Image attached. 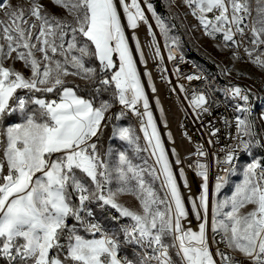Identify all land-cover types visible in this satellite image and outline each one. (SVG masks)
Wrapping results in <instances>:
<instances>
[{"label": "snow or ice", "instance_id": "6c2138e0", "mask_svg": "<svg viewBox=\"0 0 264 264\" xmlns=\"http://www.w3.org/2000/svg\"><path fill=\"white\" fill-rule=\"evenodd\" d=\"M144 3L167 59L177 60L176 25ZM182 3L197 21L193 27L230 52L234 64L246 57L264 70V0ZM121 9L127 28L147 25L154 58L167 71L140 0H0V264H264V157L255 155L264 152V111L257 116L254 103L260 97L231 81L216 87L198 66L184 77L204 85H179L201 123L221 106L231 105L234 114L222 117L224 127L234 128V143L211 154L222 173L211 194L209 152L197 144L192 153L196 159L188 167L202 183L198 197H188L189 208L180 183L188 188L185 169L174 167L183 162L175 149V161L169 158L161 139ZM144 75L155 92L151 73ZM129 114L139 120L143 145L134 129L114 123ZM110 124L112 138L126 142L142 163L125 151L113 162L111 147L101 152ZM208 125L207 143L215 145L220 129L211 120ZM245 155L251 160L242 179L221 198ZM122 195L132 196L138 209L120 203ZM112 209L118 213L111 216L115 231L97 219ZM190 215L198 222L195 230ZM125 246H133L134 260L120 255Z\"/></svg>", "mask_w": 264, "mask_h": 264}, {"label": "built area", "instance_id": "2783aa9c", "mask_svg": "<svg viewBox=\"0 0 264 264\" xmlns=\"http://www.w3.org/2000/svg\"><path fill=\"white\" fill-rule=\"evenodd\" d=\"M142 26L145 29L146 33L144 36L140 34H138V36L140 37L141 43L146 52L147 66L149 71L154 77L155 86L161 102V106L164 109L166 116L169 118H172L174 111H176L178 114V116L175 117L176 118V123L174 124L175 127L174 125L170 126V133L172 137L168 149L170 152L171 159L173 162L175 161L171 153V150L173 148L172 146H174L179 154L180 159L183 162L182 165L177 167H184L185 174L189 183L193 182L197 186L196 192L189 193L188 195H185L184 194L185 192H182V194L185 197L186 205L190 208L191 207L190 202L188 203L187 201L188 197L189 196H191L192 198L198 197L201 191L200 185L202 183L201 178L196 176L195 173L192 171V169L188 167V164L196 159V157L193 156L192 153L194 152L197 144L203 145L205 150L209 152V156L206 159L207 162L209 163L208 183H209V191L211 194L214 191V185L216 183L217 175L222 174L216 168L211 154L213 152H219L220 148L225 147L229 143H234V141L229 139V133L234 134V128L229 129L224 127L222 120V117H228L229 119H232L233 115H231L230 112H227L226 108L219 107L214 109L213 115L211 117L205 115L203 117V123L197 120L195 118V114L188 105V100L185 99V94L180 92L179 90V85L181 84H183L185 88L188 89L203 88L204 85L201 81H192L190 83L186 79H184L186 75L195 72L197 70V66L192 65L190 62H188L186 58H184V61H181L179 59V55H181V53H179L178 58L175 61H169L167 59V56L164 54L163 68L166 69L167 71H162L160 63L158 62L157 59L154 58V49L150 46L152 37L148 33V27L147 25L144 24H142ZM125 28H127L126 25ZM176 67H179L180 69L179 73L175 72ZM207 67L217 70L216 65H212L211 62L208 61H207ZM219 80L223 82L224 85L228 84L229 82L228 78H224L223 76L220 75V73H219ZM232 83L239 85L238 82H232ZM239 86L243 87L242 85ZM173 89H175V91H173ZM210 120L212 121V124L215 125V127L220 129V132L216 137L217 143L215 145H209L207 143L210 137L206 129L209 126L208 122ZM189 137L191 138L190 140ZM219 154L221 155V157L223 156V153H219ZM189 157H191V159H189ZM180 183L182 188L183 181H180ZM110 213H113L116 216H118L116 211H110ZM189 218L192 220L191 226L195 227V225L198 223L195 220V217L190 215ZM120 255L122 256L121 252Z\"/></svg>", "mask_w": 264, "mask_h": 264}, {"label": "rangeland", "instance_id": "374dc122", "mask_svg": "<svg viewBox=\"0 0 264 264\" xmlns=\"http://www.w3.org/2000/svg\"><path fill=\"white\" fill-rule=\"evenodd\" d=\"M23 2H24V0H13V3H23ZM140 3H141V7L144 8L145 15L148 17L149 23L152 25L153 31L156 33V39H157L158 43L160 44L161 54L162 55L165 54L167 56V49L164 47L163 37L160 35L159 29L156 27L155 20L152 17V13L147 10V6L144 3V0H140ZM148 3H151L153 5L157 15L161 16V18H163L165 20V23L169 24L170 26L173 25V23L168 18V16L165 14L164 9H166L174 17L175 21L178 24V27L182 31V34L185 38V39H183L181 33H179V31L177 30L178 28L173 29L172 34L179 35L181 37V47H180V53L181 54H184L187 56H189V55L193 56L198 62H200V64L204 68H208L207 64L204 62L205 60H208V61L217 60L219 63H222V61L226 62L229 65H231L230 67L233 69L235 76H237V72H240L243 75H246L248 77H251V78L253 77V79H256V80L258 79L257 81L259 82V87H260L261 91L264 93V70L258 69L256 66H254L250 62L246 63L244 61H238V62H235V64H234V62L232 61L230 52L222 51L220 48L216 47V42H214L213 40H211V41L204 40L200 34L197 36L195 35L197 37V39L199 40V42L192 39L193 38L192 34L189 32L188 29H186L187 28L186 20H182V18H183V13L181 12L182 9L181 8H180L181 10L179 9V6H181V4H182L181 0H159V4L161 7H159L157 0H148ZM49 6L51 7V5H49ZM53 11H55V9H53ZM122 22H123V19H122ZM141 25L142 24H140V27H141ZM192 27H193V25H192ZM126 29L127 28H125V31H126ZM137 29H135V31H133L131 36H128L127 31H126V36L129 39V44H130V47L132 49H135V46H136V39H133V37L135 36L138 39V41L141 45V49H142L143 54H144L145 61H146V63H141L142 65H144L146 67L144 69L143 73H145V72L151 73L148 69V66H147L146 52H145V49L141 43L140 37L138 36L139 32H137ZM194 31H195V28H194ZM132 39H133V41H132ZM206 42H208V43H206ZM133 52H134V50H133ZM134 57L137 60V65H138V62H140V53L137 52L136 55L134 53ZM137 58H139V59H137ZM233 64H234V66H233ZM15 67L18 70H22V65L19 62L15 65ZM138 69H139V66H138ZM139 71H140V69H139ZM219 71L221 72V68H219ZM26 74H27V72H26ZM151 76H152V84L155 86L154 77L152 74H151ZM240 76H242V75H240ZM145 77L147 79L146 75H145ZM68 80L74 81L75 84H86L85 81H82V80H79V79L73 78V77H68ZM142 80L144 81L143 77H142ZM150 88H151V86H150ZM155 88H156V86H155ZM146 93H147V91H146ZM147 95H148V93H147ZM157 100H159L158 105L156 103ZM149 103H150V99H149ZM154 103L156 105V108H157V111L159 113V116H160L162 123L165 125H168L169 124V120H168L169 117L166 116L165 111L161 106V102H160L159 96L157 94V89L155 91ZM150 107H151V103H150ZM151 110L153 112V117H154L156 124H157V129L161 135V139L164 142L165 148L167 150L165 140H164L163 135L161 133L160 127L157 123L156 116H155V113H154L152 107H151ZM161 110H162L163 114H161ZM259 110H260L259 114L262 111H264V103L260 107L255 108V114L257 116L259 115V114H257ZM14 119L15 118L13 117L12 120H14ZM114 123H119L121 126L131 127L132 129H134L135 133L141 137L140 143H141V145H143V143H144V141L142 139L143 133L140 131V123H139V120L134 115L129 114V116L126 117L125 119H123L119 122H114ZM105 131H106V133L109 132L110 136L108 137L106 144H105V149L102 152L107 151L109 149V147H111L113 149V152H114V155L112 157L113 162H115L117 160L118 153L120 151H125V152H127V154L130 157L134 158L133 150L126 142L120 141L119 139H113L112 138V125L111 124L107 128L104 129V132ZM169 133H170V127L166 131V135H167L168 139H169ZM171 137H172V135H171ZM169 140L171 141V139H169ZM172 147H173L172 149H175L174 146H172ZM175 151L178 154L176 149H175ZM255 155L258 158L264 157V152L257 151L255 153ZM141 156L146 157L147 153H141ZM173 157H174V159L176 158L175 156H173ZM169 158H170V156H169ZM250 160H251V157H248L246 155L241 158L240 165L237 168V172L235 175L230 177L229 185L226 186V188L222 191L221 198H223L225 196H230L232 194V192L235 189V185L237 183H239L240 180L242 179L243 168L246 166L247 163L250 162ZM134 162L142 163L141 160H138L135 158H134ZM151 162L152 161L150 160L149 163H151ZM158 185H159V182H157V187H158ZM188 185H189V181H188ZM119 202L122 204H125L126 206H128L130 208L138 209V203L132 196L122 195L119 197ZM111 211H115V210L112 209ZM117 215H118V213H117ZM108 217L110 218V212L105 211V214L103 215V219H107ZM109 218H108V221H109ZM123 221L125 223L128 222L126 220H123ZM196 226H197V224L195 225V227L192 226L194 230L196 229ZM85 235H87V234H85ZM122 255H124V254H122ZM127 257L129 259H132V257H130V256H127ZM135 258H136V253H135V257L133 258V260Z\"/></svg>", "mask_w": 264, "mask_h": 264}, {"label": "bare ground", "instance_id": "6f19581e", "mask_svg": "<svg viewBox=\"0 0 264 264\" xmlns=\"http://www.w3.org/2000/svg\"><path fill=\"white\" fill-rule=\"evenodd\" d=\"M182 1V0H181ZM177 4V3H176ZM182 10H181V9ZM179 9L181 10V12L183 13V18H182V20H186V25H187V28L186 29H188L189 30V32L192 34V36H193V38L192 39H194V40H196L197 42H199V40L197 39V35H201L202 36V38L204 39V40H208V41H211L212 39H210L209 37H207V36H205L203 33H202V31L201 30H198L197 28H195V31H194V27H192V25H196L197 24V21L190 15V14H187L186 15V13H188L189 12V10H188V8L187 7H185L184 5H183V3L181 4V6H179ZM121 18L123 19V23L125 24V21H124V17H123V12H122V9H121ZM184 22V21H183ZM185 23V22H184ZM126 25V24H125ZM126 31H127V35L128 36H131V34L133 33V31H135V30H132V29H129V28H127L126 29ZM137 32H139V34L140 35H142V36H144L145 35V33H146V31H145V29L143 28V26L141 25V27L139 26V28L137 29ZM197 33V34H196ZM196 35V36H195ZM190 37V36H189ZM205 43V42H204ZM206 43H208V42H206ZM201 44V43H200ZM134 50V53H135V55H136V51H135V49H133ZM184 58H186L187 60H188V62H190L192 65H194V66H198L199 68H200V71L202 72V74L204 75V76H206L209 80H211L214 84H215V86L216 87H223L224 86V84H223V82H221L220 80H219V74L218 73H220V75L221 76H223L224 78H228V80L229 81H231V82H238L239 83V85H242L244 88H251L252 89V92L253 93H255V95L256 96H259L260 97V99H254V103H255V108L257 107H260L263 103H264V93L261 91V89H260V87H259V82L256 80V79H253V77L251 78V77H248V76H246V75H242V76H235L234 75V72H233V69L230 67L231 65H229L228 63H226V62H223L222 61V63H219L217 60H213V61H208V60H205V62H211V64L212 65H216V71L215 72H207L206 71V69L200 64V62H198L193 56H187V55H184V54H181ZM200 58V57H199ZM137 59H139V58H137ZM241 61H244V62H246V63H249L248 61H247V58H244V59H242ZM138 66H139V69H140V71H141V75H142V77L144 78V84H145V89H146V91H147V93H148V96H149V99H150V103H151V107H152V109H153V111H154V113H155V116H156V120H157V123H158V125H159V127H160V130H161V133H162V135H163V138H164V140H165V143H166V147H167V150H168V152H169V149H168V147L170 146V143H171V141L168 139V137H167V135H166V131H167V129H169V127L170 126H172V125H174L175 123H176V118L175 117H177L178 116V114H177V112L176 111H174V114H173V116H172V118H168V120H169V124L168 125H165V124H163L162 123V121H161V119H160V116H159V113H158V111H157V108H156V105H155V103H154V97H155V92H152V90H151V88H150V86H149V84H148V82H147V79H146V77H145V75H144V73H143V71H144V69L146 68L144 65H142L140 62H138ZM219 68H221V70L222 69H224V68H228V69H231V74L230 75H222L221 74V72L219 71ZM217 71H219V72H217ZM222 98V97H221ZM221 107H223V106H221ZM225 108V107H224ZM226 110H227V112H230V114L231 115H234L233 114V112H232V110H231V105H229V107L228 108H226ZM174 127H175V125H174ZM169 154H170V152H169ZM170 156V155H169ZM243 156H241L239 159H238V161H237V165H236V167H238L239 166V163H240V160H241V158H242ZM170 159H171V156H170ZM172 160V159H171ZM175 168H177L178 169V167L176 166ZM181 191L182 192H185L184 194L185 195H188L189 193H193V192H196L197 191V186L195 185V183H193V182H190L189 183V185H188V188H184V187H182L181 188ZM188 201V200H187ZM188 203H189V201H188ZM111 214V216H114L115 214H113V213H110ZM116 216V215H115ZM98 220H100L101 221V223L105 226V224L102 222V219H99V218H97ZM116 223V222H115ZM120 223L121 224H123V223H125L123 220H121L120 221ZM106 227V226H105ZM107 228V227H106ZM124 248H127L128 250L130 249V250H132V251H134L133 250V246H125ZM134 253H136L135 251H134ZM122 256H125V255H122Z\"/></svg>", "mask_w": 264, "mask_h": 264}, {"label": "trees", "instance_id": "16d2710c", "mask_svg": "<svg viewBox=\"0 0 264 264\" xmlns=\"http://www.w3.org/2000/svg\"><path fill=\"white\" fill-rule=\"evenodd\" d=\"M157 1H158L159 7H161L160 4H159V0H157ZM79 85H81L82 88H84L86 86V84H79ZM105 98H107V97H105ZM259 112H260V110L258 111L257 114H259ZM109 136H110L109 132L106 133V131H105L104 135L100 139L99 143H100L101 152L105 149V144H106V141H107ZM104 214H105V212H98L97 213V218L102 219V221L104 222V224H105V226L107 228H111L113 231H115L117 225H116L115 221H113L111 219V214H110V218L108 217L109 221H108V218L107 219H103V215ZM121 253L124 254L125 256L132 257V259L135 257V253L133 251H131L130 249L128 250L127 248H124V247L121 249Z\"/></svg>", "mask_w": 264, "mask_h": 264}, {"label": "water", "instance_id": "95a60500", "mask_svg": "<svg viewBox=\"0 0 264 264\" xmlns=\"http://www.w3.org/2000/svg\"><path fill=\"white\" fill-rule=\"evenodd\" d=\"M164 10H165V14L168 16V18L171 20V22L176 25V28H178L177 30L179 31V33H181L183 39H185L184 36H183V34H182V31L178 27V24L175 21L174 17L166 9H164ZM124 21H125V24H126V20L125 19H124Z\"/></svg>", "mask_w": 264, "mask_h": 264}, {"label": "crops", "instance_id": "0c3cea01", "mask_svg": "<svg viewBox=\"0 0 264 264\" xmlns=\"http://www.w3.org/2000/svg\"><path fill=\"white\" fill-rule=\"evenodd\" d=\"M204 62H205V61H204ZM205 63L207 64V62H205ZM205 69H206V71L209 72V73L212 72V71H213V72L216 71L215 69H212V68H210V67L205 68ZM239 165H240V163H239ZM238 167H239V166H238ZM238 167H237V168H238Z\"/></svg>", "mask_w": 264, "mask_h": 264}]
</instances>
